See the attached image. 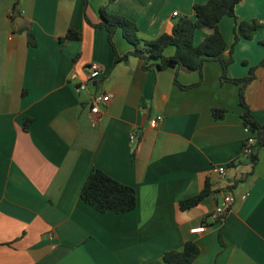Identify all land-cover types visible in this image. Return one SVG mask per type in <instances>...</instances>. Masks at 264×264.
I'll list each match as a JSON object with an SVG mask.
<instances>
[{
  "label": "crops",
  "instance_id": "crops-1",
  "mask_svg": "<svg viewBox=\"0 0 264 264\" xmlns=\"http://www.w3.org/2000/svg\"><path fill=\"white\" fill-rule=\"evenodd\" d=\"M207 1L20 0L21 16L12 22L14 0H0V264H162L188 241L201 249L193 264H264V146L255 148L254 163L241 155L247 134L239 86L221 79L218 62L206 63L202 74L145 70L134 56L116 63L134 46L118 30L113 49L107 30L94 26L105 8L151 41ZM236 16L264 26V0H242ZM235 24L226 17L219 25L227 57ZM68 30L81 40H61ZM209 34L197 31L194 43ZM261 42L264 27L234 44L229 78H244L264 59ZM93 62L102 76L78 91ZM96 95L110 96L100 114L91 112ZM246 100L264 124V67ZM212 109L225 110L224 118ZM158 115L163 121L151 128ZM222 166L227 177L217 171ZM94 169L133 187L135 210L100 213L85 203L80 193ZM207 181L214 193L181 210ZM226 192L236 200L216 222L211 214ZM200 226L205 231L192 232Z\"/></svg>",
  "mask_w": 264,
  "mask_h": 264
},
{
  "label": "trees",
  "instance_id": "trees-1",
  "mask_svg": "<svg viewBox=\"0 0 264 264\" xmlns=\"http://www.w3.org/2000/svg\"><path fill=\"white\" fill-rule=\"evenodd\" d=\"M19 1L14 0L9 16L12 22H15L21 16ZM241 2L242 0H208L204 4H197L194 6V18L183 16L176 19L171 33L162 34L151 41L139 38L138 27L133 21L121 15L111 14L105 8L101 10L103 21L94 26L107 30L109 42L113 49H115L113 38L118 30H121L124 39L134 46V50L129 55L117 57L116 63L134 56L143 61L145 70L156 69L163 71L185 68L189 72H199L200 74H202L206 63H220L222 68L221 79L224 82L234 83L239 86V106L243 111L244 127L250 128L251 134L255 138V148L260 149L264 146V124L259 123L253 115L246 100V89L256 80L257 71L264 67V59L258 65L251 67L248 75L244 78L231 79L228 77V69L234 62V44L240 38L253 39L254 33L264 27L257 20L249 22L238 19L236 7ZM226 17L233 18L236 22L234 29L235 43L232 45L228 57L225 56L228 45L219 27L221 21ZM87 21L91 23L89 20ZM199 30H210L211 34L203 38L199 45H195V36ZM21 31L26 33L29 46L35 47V36L30 29L23 27ZM61 40H81V34L75 30H68L65 37ZM261 43L264 45V42ZM168 48H174L175 52L172 56L165 54ZM199 85L200 82L190 86L180 85V87L189 89ZM212 113L215 119L220 120L224 118L226 111L223 109H212ZM31 123L32 119L26 120L24 124L25 131L29 130ZM213 193L212 185L207 181L198 195L181 201L179 207L183 211L195 208ZM80 196L85 203L100 213L124 214L135 210L137 207L136 190L131 186L120 183L99 169H94L90 172ZM200 253V247L196 243L188 241L181 251L172 250L166 252L162 258V264H193Z\"/></svg>",
  "mask_w": 264,
  "mask_h": 264
},
{
  "label": "built area",
  "instance_id": "built-area-1",
  "mask_svg": "<svg viewBox=\"0 0 264 264\" xmlns=\"http://www.w3.org/2000/svg\"><path fill=\"white\" fill-rule=\"evenodd\" d=\"M175 16H179L178 13H175ZM102 66L100 63L98 62H93L90 67H89V75L87 77V80L83 83H81L78 87V91H85L88 87V85L90 84V82H93L96 79H99L102 76ZM110 100V96H104V95H96L93 98V104H92V108H91V112L93 114H100L101 113V106L103 104H106L108 101ZM163 121V116L162 115H158L154 118H152L149 122L150 127L151 128H157L158 125ZM244 132L247 134V139L244 142V146H243V150L241 155L243 157H245L248 160H251V157L254 155L255 153V138L254 136L251 134L250 128L249 127H244ZM135 139V134H133L131 136V140ZM217 171L219 172V175L221 177L224 176H228V169L225 166L219 167L217 169ZM248 196V193H245L243 195V199H246ZM235 196L230 193V192H226L223 197H222V201L219 205L216 206V208L214 209L213 213L211 214V218L214 221H218V222H224L226 215L228 213V211L230 210L231 206L233 205V203L235 202ZM205 231V227L204 226H200L197 227L195 229L192 230L193 233L196 232H203ZM52 238V236H50Z\"/></svg>",
  "mask_w": 264,
  "mask_h": 264
},
{
  "label": "rangeland",
  "instance_id": "rangeland-1",
  "mask_svg": "<svg viewBox=\"0 0 264 264\" xmlns=\"http://www.w3.org/2000/svg\"><path fill=\"white\" fill-rule=\"evenodd\" d=\"M195 43L197 44V42H195ZM196 44H195V45H196ZM169 49H170L171 52H170V54L166 52L165 54H166L167 56L173 55L174 52H175V51H174V48H169Z\"/></svg>",
  "mask_w": 264,
  "mask_h": 264
},
{
  "label": "water",
  "instance_id": "water-1",
  "mask_svg": "<svg viewBox=\"0 0 264 264\" xmlns=\"http://www.w3.org/2000/svg\"><path fill=\"white\" fill-rule=\"evenodd\" d=\"M255 155H253L252 157H251V161L254 163L255 162Z\"/></svg>",
  "mask_w": 264,
  "mask_h": 264
}]
</instances>
